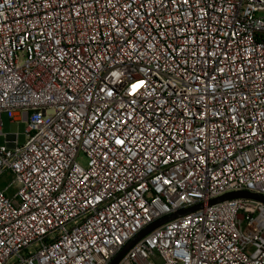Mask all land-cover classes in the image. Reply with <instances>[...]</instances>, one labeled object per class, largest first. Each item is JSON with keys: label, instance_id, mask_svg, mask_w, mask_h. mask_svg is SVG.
Returning a JSON list of instances; mask_svg holds the SVG:
<instances>
[{"label": "built area", "instance_id": "obj_1", "mask_svg": "<svg viewBox=\"0 0 264 264\" xmlns=\"http://www.w3.org/2000/svg\"><path fill=\"white\" fill-rule=\"evenodd\" d=\"M0 136V264H264V0H0Z\"/></svg>", "mask_w": 264, "mask_h": 264}, {"label": "water", "instance_id": "obj_2", "mask_svg": "<svg viewBox=\"0 0 264 264\" xmlns=\"http://www.w3.org/2000/svg\"><path fill=\"white\" fill-rule=\"evenodd\" d=\"M238 197H246V198H254V199H258L261 201H264V197L259 196L257 194H253L250 192H239V193H231L228 195H225L223 197H220L218 199L212 200L210 202V205L218 203V202H222L224 200L227 199H234V198H238ZM203 207L202 204L197 205L195 207L192 208H188V209H184L179 211L176 214H172L169 216H166L162 219H160L159 221L155 222L154 224L150 225L149 227H147L145 230H143L141 233H139L132 241H130L122 250V252L120 254H118V256L111 262V264H118L120 262V260L122 259V257L134 246L136 245L140 240H142L147 234L151 233L153 230L157 229L158 227H161L162 225H164L167 222H170L174 219H177L181 216L187 215L191 212L197 211L199 209H201Z\"/></svg>", "mask_w": 264, "mask_h": 264}, {"label": "rangeland", "instance_id": "obj_3", "mask_svg": "<svg viewBox=\"0 0 264 264\" xmlns=\"http://www.w3.org/2000/svg\"><path fill=\"white\" fill-rule=\"evenodd\" d=\"M2 133L3 135H11V134H17L18 140L21 145L26 143L27 137H26V123L24 122H12L9 115L7 113L2 114ZM5 142L4 136H0V146H2ZM80 162L83 165L87 164V159L84 156H80ZM12 181V177L7 174L0 180V187L4 188L7 185H9ZM15 192V188H12L9 191V195ZM254 251L253 246H250L248 248L249 254H251Z\"/></svg>", "mask_w": 264, "mask_h": 264}, {"label": "snow or ice", "instance_id": "obj_4", "mask_svg": "<svg viewBox=\"0 0 264 264\" xmlns=\"http://www.w3.org/2000/svg\"><path fill=\"white\" fill-rule=\"evenodd\" d=\"M142 84H143V81L139 82V84H135V85H133V86H132V87H133V91H135L136 88L139 87V86L142 85Z\"/></svg>", "mask_w": 264, "mask_h": 264}]
</instances>
